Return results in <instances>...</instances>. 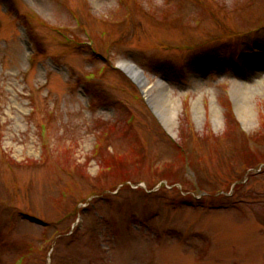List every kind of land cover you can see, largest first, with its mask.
I'll use <instances>...</instances> for the list:
<instances>
[{"label":"rangeland","instance_id":"obj_1","mask_svg":"<svg viewBox=\"0 0 264 264\" xmlns=\"http://www.w3.org/2000/svg\"><path fill=\"white\" fill-rule=\"evenodd\" d=\"M21 261L264 264V0H0V264Z\"/></svg>","mask_w":264,"mask_h":264},{"label":"bare ground","instance_id":"obj_2","mask_svg":"<svg viewBox=\"0 0 264 264\" xmlns=\"http://www.w3.org/2000/svg\"><path fill=\"white\" fill-rule=\"evenodd\" d=\"M121 65L125 68V69H127L128 70V72L134 77V78H136V79H138L139 81H140V83H142V85L143 86H145L146 87V85H147V81L145 80V79H143V78H141V76H139V77H137V75H139L138 73H139V71H138V69L136 68V67H134L133 65H132V63L131 62H126V61H123V62H121ZM150 93V92H149ZM151 94V93H150ZM163 109V107L161 108V111H163V113H164V109ZM245 111L244 110H240V115H241V118L245 121V123L247 122H249V119H248V116L244 113ZM166 116H164V121L165 122H168V123H166L167 124V126L169 125V127L168 128H171L172 129V117L173 116H169V117H166Z\"/></svg>","mask_w":264,"mask_h":264},{"label":"trees","instance_id":"obj_3","mask_svg":"<svg viewBox=\"0 0 264 264\" xmlns=\"http://www.w3.org/2000/svg\"><path fill=\"white\" fill-rule=\"evenodd\" d=\"M245 134V133H244Z\"/></svg>","mask_w":264,"mask_h":264}]
</instances>
